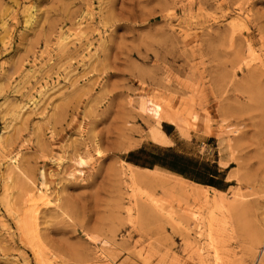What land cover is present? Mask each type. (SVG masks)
<instances>
[{
  "label": "rangeland",
  "instance_id": "1",
  "mask_svg": "<svg viewBox=\"0 0 264 264\" xmlns=\"http://www.w3.org/2000/svg\"><path fill=\"white\" fill-rule=\"evenodd\" d=\"M0 264H264V0H0Z\"/></svg>",
  "mask_w": 264,
  "mask_h": 264
},
{
  "label": "trees",
  "instance_id": "2",
  "mask_svg": "<svg viewBox=\"0 0 264 264\" xmlns=\"http://www.w3.org/2000/svg\"><path fill=\"white\" fill-rule=\"evenodd\" d=\"M163 167H165L164 165H163ZM170 170H172V171H174V172H177V173H180V174H182V175H184V173L182 172V171H179L177 168H175L174 166H172V167H170ZM208 185H210V186H214L215 187V185L214 184H208Z\"/></svg>",
  "mask_w": 264,
  "mask_h": 264
},
{
  "label": "bare ground",
  "instance_id": "3",
  "mask_svg": "<svg viewBox=\"0 0 264 264\" xmlns=\"http://www.w3.org/2000/svg\"><path fill=\"white\" fill-rule=\"evenodd\" d=\"M16 162V161H15Z\"/></svg>",
  "mask_w": 264,
  "mask_h": 264
}]
</instances>
